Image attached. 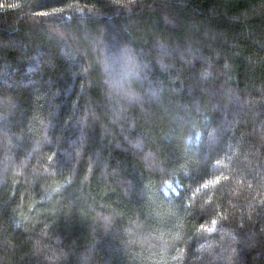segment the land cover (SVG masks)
<instances>
[{
	"label": "trees",
	"instance_id": "16d2710c",
	"mask_svg": "<svg viewBox=\"0 0 264 264\" xmlns=\"http://www.w3.org/2000/svg\"><path fill=\"white\" fill-rule=\"evenodd\" d=\"M0 264H264V0H0Z\"/></svg>",
	"mask_w": 264,
	"mask_h": 264
},
{
	"label": "clouds",
	"instance_id": "9594fccd",
	"mask_svg": "<svg viewBox=\"0 0 264 264\" xmlns=\"http://www.w3.org/2000/svg\"><path fill=\"white\" fill-rule=\"evenodd\" d=\"M105 71L109 74V85L116 91L124 90L126 84L139 76L138 66H134V57L127 49L112 54L108 58Z\"/></svg>",
	"mask_w": 264,
	"mask_h": 264
},
{
	"label": "rangeland",
	"instance_id": "374dc122",
	"mask_svg": "<svg viewBox=\"0 0 264 264\" xmlns=\"http://www.w3.org/2000/svg\"><path fill=\"white\" fill-rule=\"evenodd\" d=\"M180 186L177 183L168 182L164 187V192L166 195L176 194Z\"/></svg>",
	"mask_w": 264,
	"mask_h": 264
}]
</instances>
